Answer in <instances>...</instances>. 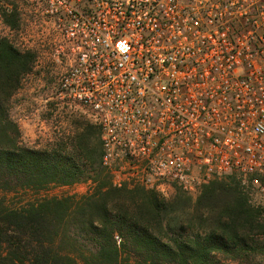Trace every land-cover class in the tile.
I'll return each mask as SVG.
<instances>
[{
  "label": "built area",
  "instance_id": "obj_1",
  "mask_svg": "<svg viewBox=\"0 0 264 264\" xmlns=\"http://www.w3.org/2000/svg\"><path fill=\"white\" fill-rule=\"evenodd\" d=\"M56 36V99L88 111L120 187L235 177L264 204V0H22Z\"/></svg>",
  "mask_w": 264,
  "mask_h": 264
},
{
  "label": "trees",
  "instance_id": "obj_2",
  "mask_svg": "<svg viewBox=\"0 0 264 264\" xmlns=\"http://www.w3.org/2000/svg\"><path fill=\"white\" fill-rule=\"evenodd\" d=\"M18 14L3 12L2 21L14 28ZM35 60L0 38V264H221L216 254L264 255V204L235 177L211 180L195 197L118 187L102 164L99 129L87 122L69 142L26 147L9 101ZM79 182L91 190L13 200Z\"/></svg>",
  "mask_w": 264,
  "mask_h": 264
},
{
  "label": "rangeland",
  "instance_id": "obj_3",
  "mask_svg": "<svg viewBox=\"0 0 264 264\" xmlns=\"http://www.w3.org/2000/svg\"><path fill=\"white\" fill-rule=\"evenodd\" d=\"M13 8L19 13V22L17 26L11 28L2 21L1 15ZM1 37L8 38L22 51L31 50L36 54L32 71L23 77L21 87L9 101V114L18 124L22 143L26 147L50 149L54 145L69 142L76 132L77 123L93 124L88 111L75 105H63L56 99L55 93L61 72L60 64L55 62L54 57V44L57 38L51 25L41 23L39 12H35L22 0H0ZM200 188L192 194L184 192L195 197ZM175 189L180 188L168 185L162 192H157L168 198ZM90 190V182H79L67 186H50L39 192L14 196L13 200L18 202L26 197L39 199L82 195ZM216 258L221 264H264V255L250 256L243 261L232 260L222 254H216Z\"/></svg>",
  "mask_w": 264,
  "mask_h": 264
}]
</instances>
